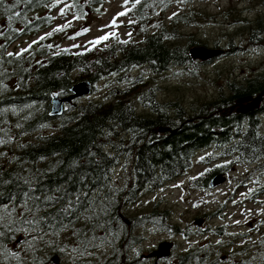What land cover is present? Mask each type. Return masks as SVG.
I'll return each mask as SVG.
<instances>
[{"label":"trees","instance_id":"trees-1","mask_svg":"<svg viewBox=\"0 0 264 264\" xmlns=\"http://www.w3.org/2000/svg\"><path fill=\"white\" fill-rule=\"evenodd\" d=\"M179 1L194 0L130 1L127 15L138 39L77 52L57 47L54 34L38 38L52 26L53 12L59 6L56 0L0 3V160L7 161L0 165V216L6 215L5 209L13 212L0 224L26 215L22 207L26 194L39 198L28 200L30 206H39L28 219L34 217L39 223L25 224L0 237V264H52V256L79 244L91 248L88 260L93 264L149 263L142 254L143 235L135 236L129 228L150 223L173 235L188 234L171 221L170 210L157 205L132 217L127 226L124 211L139 195L188 176L196 164L206 170L189 178L188 188L199 192L210 190L215 175H229L234 168L247 167L248 177L264 171V128L259 115L245 120L234 114L236 123H247L238 138L217 134L219 126L232 123L221 122L218 110L229 109L236 99L261 95L264 72L239 81L232 78V72L224 75L217 68L213 76L219 81L224 75L222 85L232 86L233 96L220 102L214 96L190 104L177 98L161 100L162 89L147 88L141 77H131L138 70L165 76L172 70L202 64L191 59L190 50L207 47V43L194 31L217 16L196 8H182L167 16L166 9ZM67 2L78 18H87L90 11H100L103 0ZM224 15L234 27H244L238 37L226 36L225 55L261 46L263 16L249 21L233 9ZM187 30L191 32L185 34ZM25 38L37 40L14 49ZM83 81L91 83L92 94L103 84L107 95L70 105L60 116H53L52 98L70 96L72 87ZM139 104L148 107L152 115L139 114ZM160 129L167 130L161 135ZM50 131L53 133L47 134ZM30 135L34 139L24 140ZM206 152L210 154L195 162L196 156ZM123 161L128 162L130 172L126 184L119 188L114 173ZM45 197L52 200L46 202ZM250 199H264V184L257 183ZM64 208L68 211H61ZM216 234H223L221 227L216 228ZM135 245L140 247L138 254ZM208 247L190 245L175 264L220 263ZM83 248V258L73 257L66 263H89ZM239 264H264V249L258 258Z\"/></svg>","mask_w":264,"mask_h":264},{"label":"rangeland","instance_id":"rangeland-1","mask_svg":"<svg viewBox=\"0 0 264 264\" xmlns=\"http://www.w3.org/2000/svg\"><path fill=\"white\" fill-rule=\"evenodd\" d=\"M56 1L59 6L53 12L52 26L40 33L38 38L54 34L56 36L54 43L57 47L77 52L90 46H102L118 41L126 42L138 39L134 22L127 15L128 6H126L125 0H103L100 11H90L87 18H78L67 0ZM130 1L132 0H128L127 4ZM182 8H196L217 16V19L213 20L211 24H201L194 31L199 39L207 43V47L204 48L210 50L222 49L225 51L226 36L238 37L244 28L242 26L240 28L234 27L230 24L224 15L226 11L233 9L235 14L239 12L242 17L244 16L250 21L255 20L260 15L264 17V2L261 0H194L189 3L179 1L167 8L165 14L170 16ZM62 9L64 15H61ZM121 13L123 14L121 15ZM64 25L67 27L55 31ZM85 29L87 31H83ZM190 32L187 30L185 34ZM104 36H108V39L101 40L98 44L89 43ZM70 37L75 38L70 39ZM35 40L37 38L31 40L25 38L18 42L14 49L26 48ZM216 43L220 48L215 47ZM243 50L246 51L201 64L196 68L172 70L165 76H155L147 71L141 73L138 70L131 74V77L135 79L141 77V83H146L147 88L162 89L159 92L161 100L177 98L185 104L205 102L216 96L218 86L219 88L223 86L221 77L224 78L226 73L232 72L234 74L233 79L237 78L239 81H244L257 72H264V51L258 55L249 53L248 48ZM217 68L218 71L224 73L219 77V81H217L216 76H213ZM107 92L108 90L101 84L98 86L96 94L78 102L75 101L74 105L80 102H88L91 99H101L107 95ZM134 103H137V99L134 100ZM52 133L53 131L47 132L49 135ZM25 139L32 140L34 136L30 135ZM209 154L210 152L202 153L199 157ZM127 163V161H123L114 173V183L119 188H122L128 179L130 170L125 165ZM5 164L7 161L0 162V165ZM218 164H223V162ZM205 170L206 167L197 164L189 176L169 183L156 192H146V194L139 195L135 204L132 203L125 209L126 218L124 219L129 220L131 217L146 214L157 205L158 209L170 210V216L174 217L173 222L179 226V230L187 231L188 236L174 237L166 228H160L150 223L145 227L134 229L133 233L143 235L142 254L144 259L149 262L145 264L155 263L147 256L156 250L162 242H173L176 245L169 263H175L177 256L184 254L191 243L209 246L208 248L219 257L221 264H239L242 261L254 260L264 249L262 246L264 244V199L257 202L250 199L251 192L256 188L257 183L264 184V176L257 175L246 181L250 172H248L247 167H240L233 169L228 175L227 182L217 186L216 189L207 192L189 191V178L197 176ZM240 181L241 183H239ZM216 213L218 214L214 218L209 219L207 217ZM198 221L202 222L200 226L196 225ZM217 227L223 228L224 234L216 236L215 229ZM105 250L106 248L100 251L101 255ZM74 252H68L63 258V263L71 259ZM88 256H92V252ZM216 260L218 261V258Z\"/></svg>","mask_w":264,"mask_h":264},{"label":"flooded vegetation","instance_id":"flooded-vegetation-1","mask_svg":"<svg viewBox=\"0 0 264 264\" xmlns=\"http://www.w3.org/2000/svg\"><path fill=\"white\" fill-rule=\"evenodd\" d=\"M251 21H254V19L251 20ZM261 40H262V42L260 43L261 46L255 48V50H252L251 51L252 54L260 55L261 52L264 51V34H263ZM231 87L232 86H229V85H224V86H221L220 88L218 87V90L216 91V99L220 102L223 97H227V98L232 97L233 93H232ZM262 94H263V98H262V100H261V102H260V104L258 106V109H255V110H253V111H251L249 113H244L243 114V113L238 112L240 107L242 108V106L240 104V100L242 98L236 99L235 101H232L233 105L229 106V109H227L225 107V109L223 108V109L218 110L219 118L221 119V122L222 121L224 123H225V121L226 122H228V121L232 122V123H230L229 126H226V127L219 126V128L217 129L218 136L220 137V136L229 135L231 138H238V136L242 135V132H243L242 129L245 128L247 123H243L241 125L236 123L234 114L237 115L238 117H241L242 119H245V120L249 119L250 117L257 116V115L263 116L264 115V92ZM245 105H243V106H245ZM139 110H141V111H139V114H141V115H149V116L152 115V113L150 112L148 107L143 106V104H139ZM259 120H261V122L263 124V120L261 118H259ZM263 128H264V124H263ZM159 132H160L159 134H161V135L164 133V132H161L160 130H159ZM126 167H127V165H126ZM263 176H264V171H263V174L260 175V177H263ZM249 178L251 179L252 177H249ZM130 219H129V221L127 220L128 222H126L125 219H124V221L127 224V226L131 225ZM135 229H137V228H135ZM129 230L131 232L133 231L132 228H129ZM133 234H135V233H133ZM135 236H136V234H135ZM199 245L201 246V244H199ZM83 246H85V248H86V257H85L86 258V262L89 261V263L88 262L87 263H63L64 255L66 256L67 253L70 252V251H75L74 255H73L74 258H76V259L83 258V256H84V248H83ZM139 250H140V247L135 245L134 246L135 254H138ZM90 252H91V248L88 246V244H86V245H80L79 244L78 246L77 245H73L72 247L70 246V248L68 250H66L64 253L61 252L59 254H55V256H58V258H59V263H52V264H93V263L90 262L91 260H88V258H92V256H88ZM51 260H53V258H51ZM129 264H145V263H129ZM151 264H175V263H151ZM217 264H221V263H217Z\"/></svg>","mask_w":264,"mask_h":264},{"label":"water","instance_id":"water-1","mask_svg":"<svg viewBox=\"0 0 264 264\" xmlns=\"http://www.w3.org/2000/svg\"><path fill=\"white\" fill-rule=\"evenodd\" d=\"M222 52L220 50H210L204 47H195L190 50V56L193 61H200L202 63L211 62L214 59L218 58ZM71 95L65 98L55 96L51 100L52 104V114L53 116L57 117L60 116L63 111L64 107L67 104H71L74 100L82 99L89 96L92 93V85L88 81H83L75 84L71 89ZM262 96L259 97H246L240 100V104L242 108L238 111L240 113H249L255 109H258V106L262 100ZM246 104L243 106V104ZM167 129H160L161 132H165ZM225 175H217L215 176L212 181L210 182L211 188H216L226 182ZM202 222H196V225H201ZM173 244L169 242H163L159 245L158 249L149 255V258H156V259H169L172 255ZM54 263H59V258L54 257Z\"/></svg>","mask_w":264,"mask_h":264},{"label":"snow or ice","instance_id":"snow-or-ice-1","mask_svg":"<svg viewBox=\"0 0 264 264\" xmlns=\"http://www.w3.org/2000/svg\"><path fill=\"white\" fill-rule=\"evenodd\" d=\"M4 0H0V3H3ZM128 0H125V4L127 5ZM136 3H139V0H135ZM64 10H61V15H64ZM123 13H121L122 15ZM115 26V25H113ZM64 27H67V25L64 26H60L57 29H55V31H60L62 30ZM83 31H87V29L83 30ZM50 35V34H49ZM75 37H70V39H74ZM41 39H43V37H41ZM108 36H104L101 38H97L94 41H90L89 43L91 44H98L100 43L101 40H107ZM123 43V42H122ZM49 47H51V45H49ZM9 56H13V55H20V53H8ZM29 199H35V200H39L38 197L33 198L31 197L30 194H26L25 200L22 204V207L25 210L26 215H21L20 213H16V215H21V219L19 221L13 219L12 223H2L0 224V237H5L9 232H13L15 230H18L20 227H22L23 225L27 224V225H33V224H38V221H35L34 217L33 219H28V215H32L33 214V210L35 209L36 212L39 211V206L37 204H32L31 206L28 204V200ZM52 200L51 197H45V201L46 202H50ZM72 201L69 200L68 201V205L71 206ZM6 215L5 216H0V221H6L8 218L13 216V212H9L8 209L4 210ZM61 211L67 212L68 208H64L61 209ZM6 230V231H5ZM219 243V242H218ZM13 257H17L18 258V254L16 252H12L10 253Z\"/></svg>","mask_w":264,"mask_h":264},{"label":"bare ground","instance_id":"bare-ground-1","mask_svg":"<svg viewBox=\"0 0 264 264\" xmlns=\"http://www.w3.org/2000/svg\"><path fill=\"white\" fill-rule=\"evenodd\" d=\"M136 212V211H135Z\"/></svg>","mask_w":264,"mask_h":264}]
</instances>
